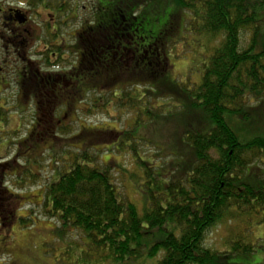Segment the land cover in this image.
Segmentation results:
<instances>
[{"label": "trees", "instance_id": "1", "mask_svg": "<svg viewBox=\"0 0 264 264\" xmlns=\"http://www.w3.org/2000/svg\"><path fill=\"white\" fill-rule=\"evenodd\" d=\"M98 2L100 15L94 14L93 24L86 22L79 29L82 50L76 66L65 67L62 42L48 46L50 54L39 66L41 74H35L36 85L23 94L37 109L33 126L16 145L28 151L49 131L55 141L70 133L72 124L65 123L58 111L67 115L74 102L82 106L76 112L86 116L111 109L128 111L126 128L97 129L94 141H108L114 134L115 145L132 152L143 171V177L133 182L143 203L140 208L121 193L110 166L89 147L76 148L67 160L63 150L47 145L55 178L45 186L43 205L38 207L47 219L57 221L58 245L67 246L72 264H225L251 254L249 245L234 244L232 252H221L207 247L205 241L226 214L237 220L236 215L264 211V181L251 175L264 154V137L255 135L253 128L243 132L232 123L250 121L249 100L264 111V0ZM30 5L35 10L54 6L62 17L72 3L30 0ZM180 13L181 21L173 20ZM55 20L54 25L45 23L49 31L45 40L48 36L50 42L62 38L59 31L64 22ZM202 39L218 44L203 60L200 80L183 84L169 78V49ZM27 76L28 71L22 76L23 84ZM137 78L138 85L132 83ZM145 80L143 90L140 82ZM84 84L88 88L82 91ZM8 113L0 107V126ZM171 122H178L172 133L173 148L165 133ZM151 129L161 134L155 140L165 147L144 136ZM80 132L77 136L86 134ZM150 146L157 152L145 159ZM61 156L66 168L60 166ZM23 158L27 164L28 155ZM6 178L0 174V194L9 191ZM15 181L21 185L19 178ZM25 218L20 219L24 227L35 223Z\"/></svg>", "mask_w": 264, "mask_h": 264}, {"label": "rangeland", "instance_id": "2", "mask_svg": "<svg viewBox=\"0 0 264 264\" xmlns=\"http://www.w3.org/2000/svg\"><path fill=\"white\" fill-rule=\"evenodd\" d=\"M69 2L72 3L70 12H61L62 17L56 15L54 6L46 9L37 8L33 12L31 21L35 29L33 44L36 51L33 60H38V63L34 62V66H28L26 70L24 67L28 62L25 61L24 63L23 57L17 58L12 50L6 52L8 54H5L3 50L1 51L3 57L9 55L8 58L10 59H8V66L4 67L3 70L0 69V107L5 108L9 112L6 123L0 126V174L7 176V183H5L7 187H5L9 190L8 193L0 194V264H72L66 253L67 246L61 243L64 246V249H62L58 245V235H56L57 221L47 219L43 208L38 207L43 205L45 186L55 178L53 176L55 173L53 162H50L52 150L48 149L47 145L54 147L57 151L63 150V156L67 160H69L76 148L84 149L89 147L90 149H88L91 153L101 157L102 163L110 166L115 183L121 193L128 195L132 200L139 203L140 208L142 207L143 199L140 197L141 193L133 182L139 175L143 177V171L140 170V165L134 161L132 152L121 151L117 146L118 144L116 143L117 145H115L114 134L108 141H94L97 129L109 132L110 130H119V125L121 128H126L131 118L128 111H122L121 114L119 111L111 109L110 113L99 111L93 116H86L81 112L80 114L76 112L82 106L74 102L72 111H69L70 113L67 112V115L64 114V110L58 111L59 117L65 123L72 124L73 127L70 133L61 135L60 140L55 141L49 131L46 133L45 140L33 142L35 146H32L28 151L25 146L18 148V145H16L17 141L24 139L32 129L30 126L33 123L34 113L37 109L23 94L31 92L32 87L37 83L34 84L35 80L37 81L36 75L39 76L41 74L42 68L38 64L43 62V56L42 60H40L39 55H43L45 42L47 46L62 42L65 67L76 66L82 50V47L79 46V29L86 22L91 21L93 24L92 17L94 14L100 15V6L102 5L98 0H78L76 4L72 0H69ZM24 3L16 5L12 3V0H5V6H23V8L28 9L26 1ZM75 5H78L77 10H75ZM72 16L76 18L74 22L69 21ZM181 16V13L180 15L176 14L173 20L175 19V21L179 22L181 21ZM57 17L64 22L59 31L62 38L50 42L49 31L45 29V23L52 24ZM46 35L48 36L45 40ZM188 42L192 44L191 46L189 45L190 47L185 42H179L174 47L170 46L171 48L168 51L170 61L167 69L170 73L167 76L180 83L200 80L203 60L210 54L212 48L218 44L216 40L208 42L206 39H202L199 43L195 40H188ZM47 49L49 50H47L48 55L50 54V47H47ZM165 51L167 50L162 51L164 52L163 54L166 53ZM26 71L29 74L27 76L28 81L23 84L21 79ZM137 79L138 81H133L132 83L138 85L140 78ZM140 83H142L140 88L144 90L145 85L148 83L147 80ZM87 88L88 86L84 84L80 90L85 91ZM258 105L250 100L246 104L249 107L247 111L251 125H248L249 122L245 121H232V123L243 132L250 131L253 128L255 135L259 134L264 137V111H261L257 107ZM19 106L26 108L22 110ZM111 117L115 118L112 119ZM199 121L202 124L206 123L204 118H199ZM177 123L171 122L166 125L165 129V133L169 135V147L172 148L174 146L172 133H174ZM154 130L151 129L150 132L152 133L143 135L155 140L157 139L155 137L157 135L161 136V134L159 132H157L158 134L153 133ZM80 131L86 134L77 136L78 133H81ZM45 132L43 131L42 138H44ZM154 142L157 147H165L166 145H162L161 142L156 140ZM155 152L157 150L150 146L147 148V153L143 156L146 159L151 154L154 156ZM180 152L186 155L185 151L181 150ZM165 154H170L169 150ZM27 155L29 162L26 164L23 157ZM60 158L59 162H63V157L61 156ZM166 160L171 161V158L167 157ZM66 162L60 163V166L66 168ZM161 162L163 161L161 160ZM259 162L261 163L259 164ZM263 163L264 154L261 156L260 161L257 162L258 167L252 168L251 175L253 174V180L257 181L260 178V180L264 181V177H261V172L264 171ZM56 165H59V163H56ZM32 174L36 177H32ZM16 177L21 180V185H18L15 181ZM251 214L236 215L237 220L231 219L232 215L226 214L222 222L209 230L205 245L211 249L220 250L221 252H232L234 244H244L251 246L254 250L251 254L230 259L225 264H264V211L258 215H255L254 212ZM24 217H27L25 218V220L28 219L27 221L33 218L35 223L32 221L30 227H24L20 223V219ZM71 239V236L67 237L68 241H71ZM148 264H155V261H149Z\"/></svg>", "mask_w": 264, "mask_h": 264}, {"label": "flooded vegetation", "instance_id": "3", "mask_svg": "<svg viewBox=\"0 0 264 264\" xmlns=\"http://www.w3.org/2000/svg\"><path fill=\"white\" fill-rule=\"evenodd\" d=\"M28 9L21 7H9L5 6V0H0V69L3 70L9 64V55L3 57L1 51L3 50L5 54L12 50L17 58H22L28 62L24 67L26 69L28 66H34V62L38 63V60H33L36 51L34 49V24L31 21L34 8L30 5V0H12V3L22 5L25 4ZM24 5V6H26ZM30 7V8H29ZM46 9V6H42ZM32 9V10H31ZM34 9V10H33ZM33 25V26H32ZM10 31H9V30ZM9 32H8V31ZM47 47L44 45L43 55H39V59L45 61L47 58ZM21 50V52H19ZM49 51V50H48ZM2 54V56H1ZM41 57V58H40ZM23 62V61H22ZM42 63H39L40 66ZM27 70V69H26ZM27 74V71L25 72ZM24 74V73H23Z\"/></svg>", "mask_w": 264, "mask_h": 264}]
</instances>
